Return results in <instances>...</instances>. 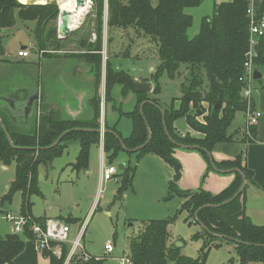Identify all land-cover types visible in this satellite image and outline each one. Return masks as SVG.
Wrapping results in <instances>:
<instances>
[{
	"label": "trees",
	"instance_id": "16d2710c",
	"mask_svg": "<svg viewBox=\"0 0 264 264\" xmlns=\"http://www.w3.org/2000/svg\"><path fill=\"white\" fill-rule=\"evenodd\" d=\"M202 1L156 0L153 3L151 0H104L107 5L108 31L111 28H132L138 35L148 37L157 46L160 66L156 73L165 70L170 78L180 74L184 76L177 108L173 105L174 99L163 107L157 98L137 93L133 109L126 113L131 119V133L121 137L115 128L104 126V154L109 161L121 150L133 153L136 159L146 154L160 157L173 170L169 191L181 199L178 211H186L195 223L204 228L203 234L198 232L194 236L195 239H201L202 244L198 256L192 258L182 254L180 247L169 240L168 226L173 218L147 220L136 235L129 237L128 255L132 264H204L211 247L221 245L222 241L234 244L239 264H264V224L254 223L244 210L246 188L254 182L253 172L244 162V153L224 160H217L211 155L218 142H251L255 139L254 127L249 130L250 138L247 141L243 139L245 129L236 127L234 131H229L235 114L242 112L244 116L248 110L240 80L248 48V5L245 0H223L215 4L212 14L201 18L198 33L189 37L187 31L192 24V16L186 9L199 6ZM94 3L97 6V23L101 25V0H95ZM256 10L258 14L264 13V0H257ZM16 12L23 19L36 20L34 36L41 48V26L59 12L55 1L41 6L22 4L19 0H0V32L13 23ZM50 33L55 37L56 29H50L47 36L51 37ZM101 41L98 38L95 42L93 51L96 55H90L97 76L101 68ZM2 50L0 44V53ZM256 52L255 66H264V37L259 39ZM113 83L121 84L124 89H133L134 86L129 73L113 72L107 65L106 99ZM158 90L159 85H155L153 92L156 94ZM203 103L207 104L206 108ZM217 104L220 106L216 107ZM91 107L94 114L91 121L57 119L48 113L39 115L33 129L26 131L14 127L0 115V162L3 165L11 162L16 164L14 180L9 183L4 199L8 200L13 193L20 192L21 213L30 218L22 235H0V264L12 263L24 248L23 239H32L30 224L44 219L31 214V196L41 195L38 187L39 165H49L67 149L71 140H77V155L70 166L76 172L87 168L89 147L99 142L100 125L96 118L100 113L95 99H91ZM253 108L251 101L249 110ZM199 114H204L203 123L196 119ZM179 118H185L190 128L201 133L202 137L179 135L174 127V122ZM63 132L66 133L61 140L52 145ZM148 137L149 141L142 146ZM178 146L197 149L207 160L209 169L233 172V181L218 193L203 188L180 189L177 181L181 165L173 155ZM135 170V166L125 165L120 171L119 196L131 185ZM243 176L245 188L233 200L223 204L240 188ZM67 252V246L63 245L59 257L50 251H42L41 254L49 260V264H64ZM101 261L103 259L90 260L89 264H102Z\"/></svg>",
	"mask_w": 264,
	"mask_h": 264
},
{
	"label": "rangeland",
	"instance_id": "374dc122",
	"mask_svg": "<svg viewBox=\"0 0 264 264\" xmlns=\"http://www.w3.org/2000/svg\"><path fill=\"white\" fill-rule=\"evenodd\" d=\"M26 1L28 4L44 6L55 0H43L44 3L40 2L41 0ZM218 1L221 0H215V2ZM94 2L95 0H90L88 11L82 16V19H79L76 24L78 26L72 28L65 40L58 38L59 12L56 17L43 23L39 37L42 41L41 48L37 45L34 36L36 20L23 19L16 12L13 23L4 32H0V44L3 49L0 53V96L12 93L10 97L20 103L29 95H33V89L37 87L38 83L46 84L52 76H56L58 69L54 70V67L51 66L55 59H60L63 63L76 62L78 65L88 67L89 70V73L86 72L87 68L83 70V74L78 78V83L86 84V78L90 74L93 76L94 88L92 96L88 99L91 116L87 119L76 118L74 120L91 121L94 117L91 99H95L98 102L100 113L97 118L95 116L98 124L103 123L107 127L115 128L121 133V137H127L131 133L132 123L126 113L129 112L135 101V93L133 89H124L121 84L113 83L109 88L105 105L104 103L101 105L98 86L101 78L103 80L106 77L107 65L113 72L125 71L132 78L134 76L146 77L154 83V86L159 85L156 94L163 107L169 105L173 99V105H175V99L181 97L184 76L180 74L170 78L165 70L157 74L160 60L156 45L154 46L148 41L141 46L142 42L147 40L142 41L140 35H135L134 29H127L131 30L130 36L123 35L122 33L125 32L123 29H119L120 33H117V28H111L108 31L106 26L107 5L104 4V0H101L103 24L99 25L96 15L97 6ZM152 2L155 3L156 0H152ZM189 12L192 14L193 22L188 28L187 34L189 37H193L199 31L201 18L212 14L213 0H203L199 6L191 7ZM53 28L56 29V36L53 37L51 33V37L47 36L49 30ZM98 38L102 40V47L99 52L101 68L97 76L91 57L96 55L93 49ZM23 46L30 51V56L17 60L16 53ZM119 49L121 51L117 52ZM125 53H128L129 58L127 59L130 61H126ZM38 54H41L42 58L39 59ZM59 70L64 73L62 67ZM259 71L261 79H254L252 82V99L256 103V108L261 101H264V66H260ZM41 78L42 80H40ZM35 96H39L38 90ZM203 106L206 108L207 104L203 103ZM0 115L8 122H19V130H27L26 120L20 119L10 109H7V113L3 111ZM242 116V112L235 114L229 131H234L238 125H242V130L245 129ZM65 119L73 118L65 117ZM196 119L203 123L204 114L196 115ZM105 129L106 127H104ZM249 138L250 135L246 132L243 139L247 141ZM77 147V140H71L67 149L54 158L49 165H39L38 187L41 195L31 196V214L33 216L46 215L57 217L63 221L69 219L67 222L70 228L68 242L71 243L76 238L79 228H81V243L86 252L93 257H102V264H120L118 258L129 254V237L136 235L145 221L173 218L172 223L168 226L169 240L174 245L177 242L181 243L179 247L182 254L192 258L198 256L202 241L195 239L194 236L198 232L201 233L202 227L194 222L189 213L178 211L181 199L177 195L170 194L169 182L172 180V176L171 170L167 166L165 169H161L147 160L139 161L133 153H128L125 150L119 151L111 161L104 154L102 165L104 167L113 166L116 169V175L110 180L103 181L100 185L102 169L101 160H99L100 142L90 145L87 168L78 172L70 166ZM120 163L131 167L135 166L136 170L131 185L127 186L119 196L117 188L120 184L118 168ZM15 171L16 164L14 162L4 166L0 162V235L11 230L10 224L4 218L5 212L16 216L22 215L20 192L13 193L8 200L4 199L9 183L14 180ZM243 178L245 179L244 176ZM107 240L114 243V251L104 257L103 246ZM70 243L65 244L67 248ZM204 264H239L234 244L222 241L221 245L212 246ZM250 264L262 263L252 262Z\"/></svg>",
	"mask_w": 264,
	"mask_h": 264
},
{
	"label": "crops",
	"instance_id": "0c3cea01",
	"mask_svg": "<svg viewBox=\"0 0 264 264\" xmlns=\"http://www.w3.org/2000/svg\"><path fill=\"white\" fill-rule=\"evenodd\" d=\"M221 1L215 2V0H213V8L215 4H218ZM40 2L44 3L43 0H41ZM189 10L190 8H187L186 12H188L192 16ZM192 22H193V17H192ZM130 32L131 30L129 31L125 30V32H123L122 34L123 35L126 34V36L127 35L130 36ZM117 33H120L119 29H117ZM135 35L138 34L135 33ZM140 39L142 41L147 40L146 42L143 41L141 46L144 43H148L149 41V38L143 35H140ZM153 45L155 46V44ZM22 48L24 47H21V49ZM118 51L121 50L119 49L117 50V52ZM125 55H126L125 57L126 61H130L127 59L129 58L128 53H125ZM38 58L39 59L42 58V55L38 54ZM19 59L22 58H17V60ZM51 66L54 67V70L58 69L56 76H52V78H50V81L49 82L47 81L46 84L38 83L37 87L33 89V96L36 95L37 90L39 96L38 97L36 96L37 99L34 100L33 102L32 111L29 113L28 117L26 118L25 122H26L27 130L33 129L35 123L37 124L38 122L39 115L42 114L52 113L54 117L57 119H65V117L68 118L70 117L73 119L76 118L87 119L91 116V109L88 106V99L92 96L93 93L92 92L94 88V82L92 81L93 76L89 74V76L86 78L87 79L86 80L87 82H85L86 84L78 83L79 81L78 78L83 74V70L85 68H87L86 72L89 73L88 67L83 65H78L76 64V62L72 63L67 61V63H63V61H61L60 59H55L54 63L53 64L51 63ZM61 67L64 69V73L63 71L59 70V68ZM122 68L124 67L122 66ZM40 80H42V78ZM133 80L149 82L150 91L145 94H148L149 96L158 99L157 94L153 92L154 83L151 82L150 79L146 77L134 76ZM101 88L102 90L100 92ZM98 92H99V97L101 99V105L103 103L105 105L106 103L105 79L102 80L101 78L98 86ZM133 92L135 93V101L132 107L129 109V111L133 109L138 93L134 89ZM11 94L12 93H6L4 96L11 98L10 97ZM11 99L15 102L16 108L12 109L7 102L0 101V113H2L3 111L7 113V109H10L12 112L16 113L20 119H24V111H23L24 101L22 100L19 103L13 98ZM175 101L176 103L174 107L177 108L179 106L180 101L179 99H175ZM251 101H253L252 98ZM253 104H254V109L260 110L262 112L257 124L254 126L255 139L251 142H239V141L218 142L214 145L211 151V155L217 160H224V159H233L237 154L244 153L243 155L244 162L246 163L247 167L250 170H252L253 172L252 178L254 181L246 188L244 195L245 197L244 210L246 215H248L254 223L264 224V101H261L259 103L258 108H256L257 106L255 101H253ZM242 118H244V116H242ZM11 123L14 127L18 128L19 122L13 121ZM241 126L238 125V127L240 128ZM174 127H175V131L181 136L185 134H190L193 137H202L201 133L194 131L193 129L190 128L185 118L177 119L174 122ZM77 151H78V147L75 152V157L77 155ZM173 155L181 165V173L177 181V186L180 189L197 190L199 188H203L211 193H218L224 188H226L234 179L233 172H223V171H217L216 169H209L207 160L197 149H190L183 146H178L174 149ZM103 157H104V151L103 148L101 147V153L99 156V160H101V167H104V165H102ZM137 160L139 161L147 160L149 162H152L153 165L160 167L161 169H165V167L167 166L171 170V176L173 175L172 168L169 165H167L160 157L154 154H146ZM100 178H101V174H100ZM38 217H50V216L42 215ZM7 233H11V230ZM23 240H24V248L13 259L11 264H49V260L42 256L41 252L38 251L37 246L32 239L24 238Z\"/></svg>",
	"mask_w": 264,
	"mask_h": 264
},
{
	"label": "built area",
	"instance_id": "2783aa9c",
	"mask_svg": "<svg viewBox=\"0 0 264 264\" xmlns=\"http://www.w3.org/2000/svg\"><path fill=\"white\" fill-rule=\"evenodd\" d=\"M47 1V0H45ZM52 1V0H49ZM247 2V16H248V48L245 52V60L243 63V74L240 77L242 82V96L247 102V112L244 114L245 130L249 134L250 128L254 127L262 112L257 109L249 110L252 98V82L253 71L256 67L254 58L257 56L256 47L259 39L264 37V13L258 14L256 10L257 0H245ZM22 4L28 2L20 0ZM30 51L24 47L17 51L18 58L29 57ZM100 145L103 148V133L104 125L101 123L99 127ZM116 175V169L113 166L102 167L100 185L103 181L110 180ZM4 218L10 224L11 232L15 234H23L25 228L30 221L29 217L24 215H13L10 212L4 213ZM29 231L32 234V240L35 242L38 251H50L57 257L62 254V246L68 242V233L70 231L69 225L66 221L58 218L44 217L41 221H34L29 226ZM82 229L79 228L76 238L70 243V246L65 258L64 264H73L78 262H89L90 260H100L102 257H93L88 254L83 244L81 243ZM114 251V243L107 240L103 246L104 257ZM120 264H132L129 255H123L118 258Z\"/></svg>",
	"mask_w": 264,
	"mask_h": 264
},
{
	"label": "water",
	"instance_id": "95a60500",
	"mask_svg": "<svg viewBox=\"0 0 264 264\" xmlns=\"http://www.w3.org/2000/svg\"><path fill=\"white\" fill-rule=\"evenodd\" d=\"M56 1V0H55ZM76 5H83L85 2L84 0H75ZM58 7V1H56ZM68 16L69 14L65 11V10H61L59 8V14H58V38L61 40H65L67 38V36L69 35V33L72 31V29L70 28L69 25V21H68ZM24 47V46H23ZM261 77V73L259 71V67H255L254 71H253V78L258 80ZM133 89L138 92V93H148L150 91V83L149 82H145V81H138L135 80L134 81V86ZM36 96L34 95H29L24 101V105H23V111H24V119L26 120V118L28 117L29 113L32 111V107H33V102L34 100H36ZM0 101H4L7 102L12 109L16 108V104L15 102L7 97V96H0ZM220 104H217L216 107H219ZM66 132H63L62 134H60L56 140L53 142L52 145H55L56 143H58L61 138L65 135ZM149 141V137L147 138L146 142L142 145H146L147 142ZM141 146V147H142ZM137 149V148H136ZM118 168L120 171H122L125 168V164L124 163H120L118 165ZM245 179L243 178L242 184L240 186V188L237 190V192L230 197L228 200L224 201L223 204L230 202L231 200H233L241 191L242 189L245 188ZM204 233V228L201 231V234ZM180 242L176 243V246L179 247L180 246ZM73 264H89V262H78V263H73Z\"/></svg>",
	"mask_w": 264,
	"mask_h": 264
},
{
	"label": "bare ground",
	"instance_id": "6f19581e",
	"mask_svg": "<svg viewBox=\"0 0 264 264\" xmlns=\"http://www.w3.org/2000/svg\"><path fill=\"white\" fill-rule=\"evenodd\" d=\"M59 8L65 10L69 16L68 21L70 28H74L78 23L79 19H82V16L88 11L90 0H84L83 5H76L75 0H57ZM78 26V25H77ZM76 26V27H77Z\"/></svg>",
	"mask_w": 264,
	"mask_h": 264
}]
</instances>
